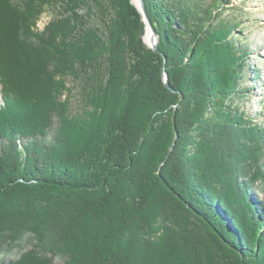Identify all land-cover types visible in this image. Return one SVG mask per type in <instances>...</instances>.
Listing matches in <instances>:
<instances>
[{"label": "trees", "instance_id": "1", "mask_svg": "<svg viewBox=\"0 0 264 264\" xmlns=\"http://www.w3.org/2000/svg\"><path fill=\"white\" fill-rule=\"evenodd\" d=\"M78 1L0 0V264H264L244 10L143 0L152 50L130 0Z\"/></svg>", "mask_w": 264, "mask_h": 264}, {"label": "rangeland", "instance_id": "2", "mask_svg": "<svg viewBox=\"0 0 264 264\" xmlns=\"http://www.w3.org/2000/svg\"><path fill=\"white\" fill-rule=\"evenodd\" d=\"M78 2L80 3L78 13L86 16L89 6L91 7L90 0H79ZM237 5L244 10V15L240 18L242 27L238 29H242L241 33L246 42L251 44L250 48L252 52L247 64L249 73H247L246 76H248V78L244 81V86L250 90L251 99L241 100L240 105L247 113L250 111L252 112L256 123H261L264 116V0H231L230 4H227L226 7ZM62 10L63 9H56L53 11L47 9L45 14L42 15L37 22V29L41 30L53 15H56L57 12ZM94 11L95 13L89 16L87 15L86 17H88L87 22L92 26L91 28L97 29L101 26L100 18L96 10ZM97 32L100 33V31ZM66 82L68 90L63 92V99H68L70 111L74 113L79 107L78 87L75 80L71 78H68ZM258 185L260 186V184ZM258 185H256V183L253 185L252 196L259 203L264 198V184L262 185V191H257ZM16 256V253H12L5 257V261L9 258H15ZM53 264H61V261L54 259Z\"/></svg>", "mask_w": 264, "mask_h": 264}, {"label": "water", "instance_id": "3", "mask_svg": "<svg viewBox=\"0 0 264 264\" xmlns=\"http://www.w3.org/2000/svg\"><path fill=\"white\" fill-rule=\"evenodd\" d=\"M130 2L132 5H134L136 7L138 12L140 13L141 20L144 24V34L142 36L143 42L152 50H157L159 36L156 33V31L154 30V28H153V26H152V24H151V22L147 16L143 0H130ZM147 31H149V40L148 41L145 38V34ZM161 78H162V82H163L164 86L167 89L174 91L170 86V83L168 80V74H167L164 66L162 68ZM172 120H174V119H172ZM177 136H178V133L175 130V126H174V138H173V142L170 145V151L173 149L174 142H175Z\"/></svg>", "mask_w": 264, "mask_h": 264}, {"label": "bare ground", "instance_id": "4", "mask_svg": "<svg viewBox=\"0 0 264 264\" xmlns=\"http://www.w3.org/2000/svg\"><path fill=\"white\" fill-rule=\"evenodd\" d=\"M145 38H146L147 41L149 40V31L146 32Z\"/></svg>", "mask_w": 264, "mask_h": 264}]
</instances>
